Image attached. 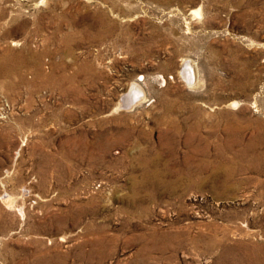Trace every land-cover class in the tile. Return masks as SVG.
<instances>
[{
	"label": "rangeland",
	"instance_id": "374dc122",
	"mask_svg": "<svg viewBox=\"0 0 264 264\" xmlns=\"http://www.w3.org/2000/svg\"><path fill=\"white\" fill-rule=\"evenodd\" d=\"M0 264H264V0H0Z\"/></svg>",
	"mask_w": 264,
	"mask_h": 264
},
{
	"label": "bare ground",
	"instance_id": "6f19581e",
	"mask_svg": "<svg viewBox=\"0 0 264 264\" xmlns=\"http://www.w3.org/2000/svg\"><path fill=\"white\" fill-rule=\"evenodd\" d=\"M6 58V57H5ZM183 66H185L184 64H183ZM187 67V66H186ZM185 69V68H184ZM185 71V70H184ZM187 71V70H186ZM185 74V73H184ZM192 80V79H191ZM187 81V80H186ZM137 86V85H136ZM141 92V91H140ZM137 95H138V97H135V99L134 100H130L128 103H127V105H125V108H129V107H131V106H133L134 104H136V106H137V103L138 102H140V100L142 99V98H144V97H142V95H139V93H136ZM144 96V95H143ZM127 97V96H126ZM131 99H133V96H132V98ZM122 102V101H121ZM118 104V103H117ZM121 104V103H120ZM123 105V106H124ZM122 108V107H121ZM131 109V108H130ZM128 110V109H127ZM8 202V201H7ZM7 202H6V204H7ZM9 203H11V202H9ZM12 204V203H11ZM11 204H9V205H11Z\"/></svg>",
	"mask_w": 264,
	"mask_h": 264
}]
</instances>
